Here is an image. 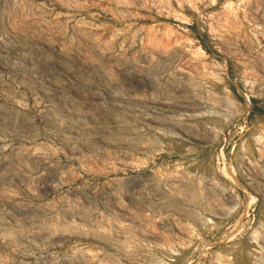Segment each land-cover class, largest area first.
I'll list each match as a JSON object with an SVG mask.
<instances>
[{"label":"rangeland","instance_id":"1","mask_svg":"<svg viewBox=\"0 0 264 264\" xmlns=\"http://www.w3.org/2000/svg\"><path fill=\"white\" fill-rule=\"evenodd\" d=\"M0 264H264V0H0Z\"/></svg>","mask_w":264,"mask_h":264}]
</instances>
